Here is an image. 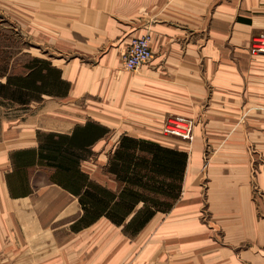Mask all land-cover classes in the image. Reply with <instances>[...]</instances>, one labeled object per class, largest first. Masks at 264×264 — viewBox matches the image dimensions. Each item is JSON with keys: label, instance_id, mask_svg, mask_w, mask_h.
Segmentation results:
<instances>
[{"label": "crops", "instance_id": "0c3cea01", "mask_svg": "<svg viewBox=\"0 0 264 264\" xmlns=\"http://www.w3.org/2000/svg\"><path fill=\"white\" fill-rule=\"evenodd\" d=\"M0 14L28 29L36 51H0V85L32 86L22 98L0 93V264L20 257L18 237L32 259L37 246L57 245L58 224L83 215L40 162V147L46 134L71 136L88 123L108 132L86 144L82 171L113 193L123 188L111 173L122 137L188 155L183 193L170 214L159 213L169 217L161 231L174 255L189 252L188 264H264V201L254 202L252 189L264 200V55L250 54L264 33V0H0ZM146 35L153 60L125 71L131 41ZM172 116L194 120L191 144L163 143ZM206 202L220 234L201 227ZM100 222L116 226L101 218L92 227Z\"/></svg>", "mask_w": 264, "mask_h": 264}, {"label": "trees", "instance_id": "16d2710c", "mask_svg": "<svg viewBox=\"0 0 264 264\" xmlns=\"http://www.w3.org/2000/svg\"><path fill=\"white\" fill-rule=\"evenodd\" d=\"M40 61L42 73L47 63ZM57 76V89L61 94L67 87L59 70ZM14 86L16 89L12 90L10 81L8 86L0 85V93L7 94L10 90L14 97L22 98L23 87L25 94L32 89L27 80L16 81ZM45 86L43 79V91ZM107 132L99 125L88 123L83 128L77 127L71 136L46 134L40 147V162L55 169L56 182L79 199L83 215L72 225L74 231L106 218L114 225L124 226L127 236L135 237L156 215L174 209L183 193L188 155L158 143L122 137L111 162V173L116 175L123 188L120 193H113L83 172L81 164L86 158V144L90 140L95 142Z\"/></svg>", "mask_w": 264, "mask_h": 264}, {"label": "rangeland", "instance_id": "374dc122", "mask_svg": "<svg viewBox=\"0 0 264 264\" xmlns=\"http://www.w3.org/2000/svg\"><path fill=\"white\" fill-rule=\"evenodd\" d=\"M0 15V25L5 26H0V51H8L9 55L15 54L22 49L35 53L36 51H34L31 46L28 29L26 30L25 28V32L21 31L19 27L17 28L13 25L12 21L7 18V16L3 18V15ZM25 15H27V13L25 14L22 11V16ZM8 16L11 17L9 14ZM4 28L5 30L3 31ZM162 135L163 137L161 140L166 145H181V143H185L179 138ZM192 142L189 143L191 144ZM209 155L208 151L207 154L204 155L206 164L209 162ZM206 179L207 178L203 180L205 185L207 183ZM205 188L204 186L203 190L207 191ZM252 189L253 201L256 203L263 202L264 200L261 199V189L256 186H253ZM199 211H201L199 219L202 225L201 227H205L208 232H210V230H218L215 226L217 221L211 218V204L207 202L202 204ZM168 222L170 221L167 215L158 214V217L155 219L153 218L145 229L135 237L127 236L124 233V226L116 225L113 227L106 222H100L92 227L96 224L95 222V224L83 228L78 232L74 231L72 226L70 227L63 222L57 226L59 227L57 245L37 246L36 251L32 254L35 262L29 263V261H27H34L33 258L31 259L28 257L30 254L26 256L27 258L21 254L27 250V248L25 247V239L20 236L18 237V239L20 238L21 240L19 241V248L16 249V254L20 257L16 256L18 258H15L12 255V258H9L8 255H6L5 264H158L159 262H164V264H188V261H186L188 258L185 256L190 253L186 252L184 254L174 255V250L172 249L175 243L173 244L172 238L168 239L167 235L161 231L162 225H167ZM216 233L220 234V230ZM213 234L215 233L213 232ZM158 236L163 237L158 245L167 247V253L162 254L160 261L158 260L156 251V240ZM218 237L219 236L215 234L214 238L219 239ZM126 252L127 254H131V256L124 257ZM20 258L22 262L18 263Z\"/></svg>", "mask_w": 264, "mask_h": 264}, {"label": "built area", "instance_id": "2783aa9c", "mask_svg": "<svg viewBox=\"0 0 264 264\" xmlns=\"http://www.w3.org/2000/svg\"><path fill=\"white\" fill-rule=\"evenodd\" d=\"M250 46V54L253 56L264 55V33L254 37ZM149 35L135 38L124 55L125 71H137L145 64L153 60ZM195 122L193 119L182 116H172L164 125L162 132L166 137H176L184 142H192L194 139Z\"/></svg>", "mask_w": 264, "mask_h": 264}]
</instances>
